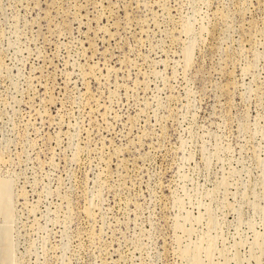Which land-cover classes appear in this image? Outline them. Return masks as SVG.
I'll list each match as a JSON object with an SVG mask.
<instances>
[{
    "label": "rangeland",
    "instance_id": "1",
    "mask_svg": "<svg viewBox=\"0 0 264 264\" xmlns=\"http://www.w3.org/2000/svg\"><path fill=\"white\" fill-rule=\"evenodd\" d=\"M0 264H264V0H0Z\"/></svg>",
    "mask_w": 264,
    "mask_h": 264
}]
</instances>
